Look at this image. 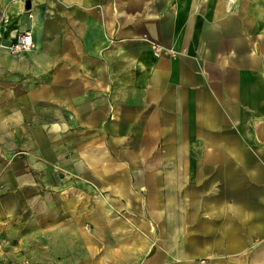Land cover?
I'll use <instances>...</instances> for the list:
<instances>
[{
	"label": "crops",
	"instance_id": "obj_1",
	"mask_svg": "<svg viewBox=\"0 0 264 264\" xmlns=\"http://www.w3.org/2000/svg\"><path fill=\"white\" fill-rule=\"evenodd\" d=\"M31 12L0 0V188L73 264H264V0Z\"/></svg>",
	"mask_w": 264,
	"mask_h": 264
},
{
	"label": "rangeland",
	"instance_id": "obj_2",
	"mask_svg": "<svg viewBox=\"0 0 264 264\" xmlns=\"http://www.w3.org/2000/svg\"><path fill=\"white\" fill-rule=\"evenodd\" d=\"M11 1L21 2L31 17V8H25L26 0ZM0 21H4L3 15ZM0 198V215L6 212L8 206L4 201L7 199L10 204L7 210L11 211L9 217H0V264H73L81 261L74 258L78 251V242L74 238L54 241L49 233L52 230L44 231L42 225L36 224L32 206L21 205L11 190L0 188Z\"/></svg>",
	"mask_w": 264,
	"mask_h": 264
},
{
	"label": "built area",
	"instance_id": "obj_3",
	"mask_svg": "<svg viewBox=\"0 0 264 264\" xmlns=\"http://www.w3.org/2000/svg\"><path fill=\"white\" fill-rule=\"evenodd\" d=\"M22 1V0H17ZM33 17V14H30ZM3 46V45H2ZM33 46V38L31 31L24 32L18 36L17 40L10 45H4L3 47L10 53H18L21 51L29 50ZM155 50L159 52L161 48L155 47Z\"/></svg>",
	"mask_w": 264,
	"mask_h": 264
},
{
	"label": "water",
	"instance_id": "obj_4",
	"mask_svg": "<svg viewBox=\"0 0 264 264\" xmlns=\"http://www.w3.org/2000/svg\"><path fill=\"white\" fill-rule=\"evenodd\" d=\"M25 8L30 9L31 8V0H26L25 2Z\"/></svg>",
	"mask_w": 264,
	"mask_h": 264
}]
</instances>
